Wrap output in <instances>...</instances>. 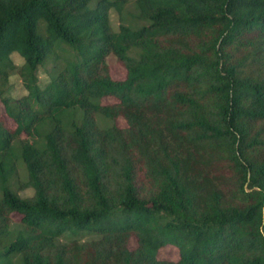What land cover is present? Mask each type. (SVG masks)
<instances>
[{"label":"trees","instance_id":"1","mask_svg":"<svg viewBox=\"0 0 264 264\" xmlns=\"http://www.w3.org/2000/svg\"><path fill=\"white\" fill-rule=\"evenodd\" d=\"M0 104V264H264V0H0Z\"/></svg>","mask_w":264,"mask_h":264},{"label":"rangeland","instance_id":"2","mask_svg":"<svg viewBox=\"0 0 264 264\" xmlns=\"http://www.w3.org/2000/svg\"><path fill=\"white\" fill-rule=\"evenodd\" d=\"M125 11L129 12V13H134L133 12V8L131 6V4H127L125 6ZM109 13V22L112 28L116 29L118 27V21L117 18L114 14V12L111 10L108 12ZM11 59L13 61V63L15 65H19L21 60L16 56L13 55L11 56ZM107 65H108V69H109V74L111 76L112 79L114 80H123L125 78V70L124 68L116 61L115 57L113 55H108L105 59ZM47 80V75L44 74L43 71H41L39 73V81L41 83V85L43 83H45V81ZM8 83H9V88L7 91V94L12 97V98H18L20 97L23 93L24 90L22 89L19 79L17 76L11 74L9 76L8 79ZM117 100L113 97H104L101 100V104L102 105H113L116 104ZM0 116L3 117V119L6 121V125L8 127H14L13 123L5 116L4 111H3V107L0 104ZM116 125L119 128H125L126 127V123L122 118H117L116 119ZM19 195L21 197H28L31 195V190H24V191H20ZM12 220L15 222L18 220V216H12ZM129 248L130 249H134L135 248V242L133 240H131L129 242ZM157 258L159 260H166V261H170V262H176L178 260V252L177 249L173 246H166L164 248H161L158 253H157Z\"/></svg>","mask_w":264,"mask_h":264}]
</instances>
